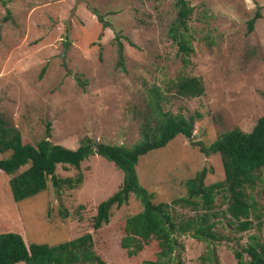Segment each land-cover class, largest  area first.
Instances as JSON below:
<instances>
[{
  "label": "rangeland",
  "instance_id": "rangeland-1",
  "mask_svg": "<svg viewBox=\"0 0 264 264\" xmlns=\"http://www.w3.org/2000/svg\"><path fill=\"white\" fill-rule=\"evenodd\" d=\"M1 2L0 115L22 143L34 146L47 127V141L66 149L84 137L129 148L161 115L191 122L190 139L176 135L136 161L138 185L151 193V203L184 197L183 182L201 169L206 171L203 185L221 181L218 156H204L194 144L207 146L234 128L246 133L264 114V0H184L189 9L182 32L190 50L186 54L169 37L174 0ZM88 9L108 27L102 28ZM254 13L258 18L247 32ZM115 43L121 46L119 58ZM185 79L197 81L199 96L175 93L176 83ZM77 173L80 182L74 188L62 185L55 192L47 181L42 192L18 202L10 199L9 176L0 175V231H18L26 244L47 246L88 233L92 252L103 264L154 261L152 241L133 257L118 246L124 219L141 209L131 194L126 203L110 208L105 225L91 228L96 205L119 188L121 172L96 155L78 169H54L60 179L72 180ZM256 174L255 184L244 189L253 205L250 228L238 233L226 224L225 196L219 191L207 211L214 214L208 222L217 240L175 235L182 246L180 264H235L232 252L250 235L264 247V167ZM170 212L177 221L204 210L176 204ZM247 259L241 254L242 262Z\"/></svg>",
  "mask_w": 264,
  "mask_h": 264
},
{
  "label": "trees",
  "instance_id": "trees-1",
  "mask_svg": "<svg viewBox=\"0 0 264 264\" xmlns=\"http://www.w3.org/2000/svg\"><path fill=\"white\" fill-rule=\"evenodd\" d=\"M0 3L1 0H0ZM176 8L175 19L168 29L170 40L180 52H190L186 46L182 32L186 30V16L189 12L184 0H174ZM102 28L108 27L93 9H88ZM258 18L254 13L246 22V31L250 32L253 22ZM66 32V28H65ZM116 42V41H115ZM116 44V54L119 58L121 46ZM119 60L117 64H119ZM43 69L40 70L41 75ZM175 93L181 97L191 98L201 94V87L195 79H185L176 83ZM191 122L180 116L161 115L157 124L142 138L129 148L96 143L89 138L81 139L77 146L70 150L58 145L50 144L47 127L44 136L34 146L22 143L19 132L0 115V175L9 176L7 187L10 199L18 202L33 197L42 192L48 181L50 186L57 189L65 185L74 188L80 182V174L74 179L55 177L56 165L78 169L79 163L88 156L96 155L111 163L121 172L119 188L110 196L100 201L95 207L91 228L97 230L105 225L111 207H119L126 203L131 194L139 203L140 211L126 217L123 222V236L118 246L124 250L127 257L135 256L149 241L154 244L155 260L149 264H158V261L176 259L182 249L181 244L174 237L184 235L196 241H215L217 236L212 231L213 222L208 214L213 205L214 195L219 191L225 196L224 215L226 224L232 226L238 233L250 228L249 216L253 205L247 202L244 194L246 187H252L258 180L256 171L264 167V114L257 118L246 133L238 129H231L220 134L207 146L195 143L199 152L204 156L216 154L222 172V180L208 185L202 181L206 173L201 169L191 178L183 182L184 197L174 199L168 203H151L152 195L138 185L134 166L137 159L147 152L163 148L176 135L185 139L191 138ZM24 169L20 170V168ZM20 170V171H19ZM199 207L203 213L184 220L175 221L171 209L174 205ZM64 215V214H63ZM247 256L242 262L241 254ZM232 256L235 264H264V247L255 235H250L246 244ZM103 264L94 255L91 249V238L85 233L76 238L51 246L45 244H26L21 232L13 230L0 231V264ZM146 263V262H143Z\"/></svg>",
  "mask_w": 264,
  "mask_h": 264
},
{
  "label": "water",
  "instance_id": "water-1",
  "mask_svg": "<svg viewBox=\"0 0 264 264\" xmlns=\"http://www.w3.org/2000/svg\"><path fill=\"white\" fill-rule=\"evenodd\" d=\"M67 46V42H64V45H63V50H64V48ZM63 50L61 51V53H60V58H62V56H63Z\"/></svg>",
  "mask_w": 264,
  "mask_h": 264
},
{
  "label": "crops",
  "instance_id": "crops-1",
  "mask_svg": "<svg viewBox=\"0 0 264 264\" xmlns=\"http://www.w3.org/2000/svg\"><path fill=\"white\" fill-rule=\"evenodd\" d=\"M17 264H20V263H17Z\"/></svg>",
  "mask_w": 264,
  "mask_h": 264
}]
</instances>
